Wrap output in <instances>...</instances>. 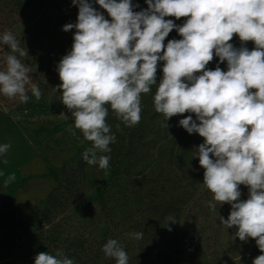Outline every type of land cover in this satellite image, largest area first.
<instances>
[{
    "label": "clouds",
    "instance_id": "1",
    "mask_svg": "<svg viewBox=\"0 0 264 264\" xmlns=\"http://www.w3.org/2000/svg\"><path fill=\"white\" fill-rule=\"evenodd\" d=\"M72 2L79 5L78 22L63 27L65 32L73 28L76 32L72 50L58 64L62 81L58 88L75 129L92 142L82 153L83 160L109 168L111 157L102 153L111 152L109 145L116 136L106 122V105L126 127L139 124L141 95L157 84L158 63L164 61L163 78L153 97L155 111L165 121L185 112L196 114L199 123L189 115L179 124L204 138L194 155L205 169L203 184L213 194L208 206L216 211L217 204H230L229 217H219L223 228L237 227L241 241L255 239L264 253V0H146L148 8L140 12L133 11L131 0H96L111 22L89 0ZM168 16L187 20L177 26L165 19ZM174 28L182 39L170 40L165 47L163 42ZM234 34L256 47L234 48L230 43ZM0 45L9 49L0 48V94L23 104L30 91L39 100L42 93L32 82V69L20 59L28 56L27 49L11 31L0 34ZM214 55L227 61L226 72L220 67L205 70ZM10 147L0 145V156ZM15 178L14 173L9 175L6 183ZM240 185L249 187L245 201L239 200ZM167 221L176 219L168 217L165 227ZM130 235L140 240L143 232ZM103 252L116 264L129 262L116 239H109ZM34 264L74 261L58 249L55 255L40 252ZM253 264H264V254Z\"/></svg>",
    "mask_w": 264,
    "mask_h": 264
},
{
    "label": "rangeland",
    "instance_id": "2",
    "mask_svg": "<svg viewBox=\"0 0 264 264\" xmlns=\"http://www.w3.org/2000/svg\"><path fill=\"white\" fill-rule=\"evenodd\" d=\"M14 2L0 0V23L4 27L0 34L11 31L19 36L38 22L36 11L26 17L15 14L11 10ZM23 2L31 8L27 0ZM41 3L40 13L62 16L69 23L78 22L79 5H74L72 0H42ZM89 3L105 18L112 19L96 0ZM0 48L5 51L6 45ZM20 59L31 67L33 83H45L43 65L30 58ZM224 63L213 59L205 70L222 69ZM2 65L0 61V68ZM200 74L202 71L196 73ZM56 89L46 90L39 100L34 97L35 107L23 112L15 109L18 100H9L0 94V145H11L7 154L0 156V264H34L40 252L55 255L58 249L74 264H116L103 252L109 239H116L124 247L128 264L181 263L183 260L176 259L175 247L182 238L185 226L182 219L187 212L197 211L199 197L206 189L204 184L191 189L179 170L168 167L169 177L176 179L178 185L170 194L186 201L176 229L169 231L135 203L123 171L125 160L112 150L113 143L109 145L110 153H102L111 157L108 169H100L98 164L88 165L83 160L82 153L93 146L92 142L75 129L74 119L61 100L62 89ZM13 173L15 180L6 183ZM51 192L45 209V200ZM156 192L161 193L159 188ZM226 204H217L216 211L208 207L199 213L196 219L199 227L193 234L194 247L208 264H253L250 256L258 247L255 239L238 241L232 228V233L222 241L223 245L232 244L227 254L218 247L219 241L213 240L212 229L216 228L219 217H223L224 208H231ZM134 223L146 229V234L135 228ZM135 232H143L142 239L136 240L130 235Z\"/></svg>",
    "mask_w": 264,
    "mask_h": 264
},
{
    "label": "trees",
    "instance_id": "3",
    "mask_svg": "<svg viewBox=\"0 0 264 264\" xmlns=\"http://www.w3.org/2000/svg\"><path fill=\"white\" fill-rule=\"evenodd\" d=\"M27 2V5H31V8L25 7L26 5H24L23 0H15L11 10L15 14L25 17L31 16V12L36 11L39 14L38 22L31 30L22 32L21 35L15 37L20 40L21 47L26 48L28 51V56L25 58L35 60L45 67V83L37 84L43 94L46 90L49 91L58 88V85L62 83L58 74V64L72 50L76 29L73 28L65 32L63 27L69 23L67 18L59 15L54 16L48 12L40 13L38 10L43 6L41 3L42 0H27ZM131 3L134 12H140L148 8L146 0H131ZM105 19L111 22L110 18L106 17ZM165 19H171L177 26H182L186 22L187 17L177 19L173 16H168ZM71 23L75 24L73 22ZM2 30H4V27L0 23V32ZM173 39H182V36L175 28L165 38L163 42L165 47L168 41ZM230 43L236 49L247 47L251 51L256 47L252 41L242 42L237 34L233 35ZM5 51H9L7 45ZM213 59L218 60L219 57L214 55ZM224 62L221 70L226 72L228 65L226 60ZM164 63V61L158 63L156 73L157 84L152 87V91L148 94L141 95L142 111L139 124L133 127H126L115 116L110 105H106L109 109L106 122L110 125L111 134H114L116 140L121 143L118 146L117 141H115L111 148L116 151V155H121L125 160L123 171L128 178V184L131 188L132 196L135 198V203L139 207H142L145 214L156 218L161 224L165 225L168 217L175 218L176 222L167 221L168 227L174 230L180 217L182 218L186 201L180 197H173L170 194V191L174 188L177 189L178 185L176 179L172 180L169 177L170 170L168 167L172 166L179 170L186 178L185 181L191 189L196 188L199 183H203L205 169L199 165V158L194 153L198 151V146L204 143V138L198 133L189 134L179 124L181 119L189 115L192 116L193 120H196V114L185 112L165 121L163 114L155 111L153 97L156 92V87L163 78L162 69ZM253 91L255 90L253 89ZM28 95V102L22 104L17 101L15 109L23 112L30 111L35 107L34 96H32L30 91ZM196 122L199 123L198 120ZM166 123L168 127L165 126ZM117 125H119V129ZM83 146H85V142ZM81 165H83V162H81ZM173 178L175 177L173 176ZM158 188L161 192L159 194L156 192ZM240 191L241 196L239 200H247L250 196L249 187L240 185ZM51 194L52 192L48 194L45 200V209L48 208ZM191 196L192 191H190L189 199H191ZM144 197H148L147 201L144 200ZM211 199H213V194L210 190L205 189L199 197L197 211L187 212L183 216L182 224L185 226L181 231L182 238L175 247L176 259L183 260L179 264H208L194 247L196 246L194 243L196 239L193 237V234L197 232L196 229L199 227L196 223L199 213L208 209L209 206L206 205L208 204L206 200ZM226 205L229 206L230 204L227 203ZM231 210L230 207L228 209L224 208V213L222 214L225 220L229 217ZM216 225V228L212 229V232L215 233L213 240L219 241V244H217L218 247L227 254L232 244L223 245L222 241L228 233H232V228L236 232L238 228L233 226L232 228L224 229L220 221ZM134 227L138 230H143L144 234L147 232L138 223H134ZM237 240H240L239 237ZM262 254L264 253H261L260 249L256 247L250 256V261L253 262L255 258Z\"/></svg>",
    "mask_w": 264,
    "mask_h": 264
}]
</instances>
